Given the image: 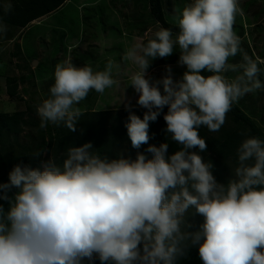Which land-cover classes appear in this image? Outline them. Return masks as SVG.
Here are the masks:
<instances>
[{
  "label": "clouds",
  "instance_id": "9594fccd",
  "mask_svg": "<svg viewBox=\"0 0 264 264\" xmlns=\"http://www.w3.org/2000/svg\"><path fill=\"white\" fill-rule=\"evenodd\" d=\"M238 14L239 0H191L174 17L178 31L160 27L127 50L123 59L136 66L127 88L137 99L133 105L126 88L120 104L135 158L102 154L88 141L58 156L36 151L38 165L12 167L0 182V264H178L194 246L202 264H264V139L239 143L226 184L201 155L207 143L199 130L218 132L233 104L264 89V60L245 53L242 62H229L241 52L233 30ZM175 52L184 68L179 78L168 64L161 77L150 74L153 61ZM114 66L58 63L50 95L36 108L39 127L77 132L89 92L118 85ZM161 115L166 137L179 146L171 154L168 142L149 144L150 123Z\"/></svg>",
  "mask_w": 264,
  "mask_h": 264
},
{
  "label": "rangeland",
  "instance_id": "374dc122",
  "mask_svg": "<svg viewBox=\"0 0 264 264\" xmlns=\"http://www.w3.org/2000/svg\"><path fill=\"white\" fill-rule=\"evenodd\" d=\"M169 2L172 3V9L173 4L178 1L165 0L166 5H169ZM190 2L191 0H180L176 3L174 12L167 14L168 21L174 24L177 12ZM93 3L98 6H93ZM239 3L244 14L243 16L237 15L233 30L240 37L241 43L246 45L256 58L264 60V0H239ZM140 4L143 5V3ZM100 6L104 7L102 13L98 10ZM166 10L168 12L169 7ZM85 15L90 16L86 24L82 18ZM49 18H45L43 21ZM52 18L58 26L56 31L49 22H46L41 26L32 27L31 33L26 32L22 40H17L19 44H22V52L27 58L30 56L36 58L32 62L30 61L31 66H28L29 69L31 68V72L36 71L41 63L47 61L52 62V69H54L58 63L68 60L76 66L88 65L93 68V71H103L108 61L112 60L114 65H118V67H113L112 74L119 83L106 89L103 94L96 93L94 97L97 102L93 108L96 111L124 109L123 104L120 103L128 86L129 77L136 71V66L125 61L123 57L127 50L138 41L146 42L153 38L161 26L150 21L149 12H146L142 6L136 5L135 0H70ZM142 19H146L150 25L146 26V31L143 34H140L139 28L142 27ZM240 29L244 31L243 36H240ZM63 31L66 32V37L64 41H61L60 36ZM15 50L13 42L0 46V112L25 111L29 104L37 108L44 99L49 97V88L54 83V79L51 81L52 77H48L51 76L49 74L43 80L37 78V81L34 78L19 86L18 97H10L7 94L6 77L29 76L31 74L28 68H18L17 65L22 66L25 62L12 56ZM37 50L39 51L37 52ZM168 62L164 59L153 61L149 69L150 74L156 78L161 77L164 74V66L168 64L172 66L174 76L179 78L184 68L177 66V62ZM229 62L238 63L242 62V59L239 57L230 58ZM260 67L262 72L259 78L264 82V64ZM36 74L40 73L37 71ZM226 75L232 78L237 73L229 72ZM126 95L135 105L137 94L131 87L127 88ZM87 101L88 98L83 100L79 107H85ZM238 103L249 116L264 128V89L246 94ZM37 119H40L38 114ZM34 135L35 131L27 129L24 134L19 136V141L29 145L31 143L29 137Z\"/></svg>",
  "mask_w": 264,
  "mask_h": 264
},
{
  "label": "trees",
  "instance_id": "16d2710c",
  "mask_svg": "<svg viewBox=\"0 0 264 264\" xmlns=\"http://www.w3.org/2000/svg\"><path fill=\"white\" fill-rule=\"evenodd\" d=\"M67 1L0 0V25L5 26L6 29L0 32V46L8 42L15 43L16 50L12 56L25 62L22 66L17 65L19 69L28 68L29 65L31 66L30 61L36 58L33 56L27 58L23 54L21 45L17 40L22 39L27 29L28 33L32 32L30 26L33 22L46 16L55 15L56 12L64 8ZM177 1L179 2L180 0ZM178 2H175V4ZM135 3L142 6L146 12H149L150 21L153 23L159 24L164 28H171L174 33L178 31L175 24L168 21L167 16L168 13L174 12L175 4H173V8L171 9L172 3L169 2V5H166L165 0H135ZM140 3H143L144 6ZM93 6L98 5L93 3ZM168 7L169 11L167 12L166 9ZM98 10L102 13L104 7L100 6ZM88 17L90 16L85 15L82 17L85 24L89 21ZM141 18L143 17L141 16ZM141 22L144 25L142 24L139 30L140 34H143L146 31V26L150 25V23H147L146 19H142ZM240 34V36L244 35L243 29H240ZM65 37L66 32L63 31L60 36L61 41H64ZM240 47L241 52L233 57V59L239 57V59L243 60V54L245 53L253 59L256 58L246 45L241 43ZM178 55L179 53L175 52L164 60L166 62H177ZM29 71L31 72V68ZM37 71L40 74H36ZM54 71L55 68L52 69V62L47 61L46 63H41L36 71H32L29 76L6 77L7 94L12 98L18 97L20 85L34 78L36 80L37 78L43 80L47 78V74L51 75L48 77H52V81L54 79ZM202 74L207 76L211 73L205 71ZM96 93L94 90L90 91L87 96L88 101L85 102V107H80L83 115L80 118L77 132L75 133L69 132L63 126L56 127L52 124H49L46 129H41L39 127L40 119H37L36 108L31 104L27 105L28 108L25 111L0 112V182H6L9 171L15 164L21 161L30 163L33 166L38 165L39 160L31 157L34 152L46 149L49 151V154L58 156L60 152L64 151L72 143L80 145L91 141L94 147L98 148L102 154L108 152L110 156L115 157L117 152H123L125 155H131L132 158H135L137 150L131 147L127 136V129L124 126L128 113L125 109L96 111L93 108L97 102L96 97H94ZM133 110L141 117L145 111L140 107H134ZM164 111L166 112L167 109L165 108ZM165 127L163 115L156 122L150 123L149 135L151 139L149 140V144L159 146L163 142H168V151L171 154L178 150L179 146L166 137L163 131ZM27 129L35 131V135L29 137L31 142L29 145L22 144L19 141V136L24 134ZM80 129H83L82 134ZM199 131L207 143V151L201 153V155L214 163V176L218 182L225 184L232 176V169L235 167V149L239 143L248 136L264 139V128L253 117L249 116L239 103L233 104L232 110L227 114L225 124L218 132H209L203 127ZM147 147L148 145H143L140 151H143ZM40 159H47V156H41ZM192 222L198 226L203 222V218L197 215L192 218ZM96 264H100V262L97 260ZM178 264H202L198 247H191L188 250L187 256L180 259Z\"/></svg>",
  "mask_w": 264,
  "mask_h": 264
},
{
  "label": "crops",
  "instance_id": "0c3cea01",
  "mask_svg": "<svg viewBox=\"0 0 264 264\" xmlns=\"http://www.w3.org/2000/svg\"><path fill=\"white\" fill-rule=\"evenodd\" d=\"M70 0H68L67 2H66V4H65V6L67 5V3L69 2ZM64 6V7H65ZM54 15V14H53ZM53 15H50V16H46V17H44V18H42V19H40V20H37V21H35V22H33L32 24H31V28L32 27H34V26H41L42 24H44V23H46V22H49V24H51V27L56 31V29H57V27L58 26H56V23L54 22V20H53ZM48 17H50L49 19H47V20H44L43 21V19H45V18H48ZM26 32H28V29L24 32V33H26ZM22 40V39H21ZM21 45V48H22V44H20ZM39 50H37V52H38ZM32 62V61H31Z\"/></svg>",
  "mask_w": 264,
  "mask_h": 264
}]
</instances>
